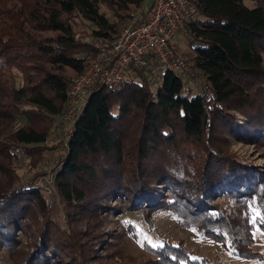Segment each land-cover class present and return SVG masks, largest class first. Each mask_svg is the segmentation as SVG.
I'll return each instance as SVG.
<instances>
[{
  "label": "trees",
  "instance_id": "trees-1",
  "mask_svg": "<svg viewBox=\"0 0 264 264\" xmlns=\"http://www.w3.org/2000/svg\"><path fill=\"white\" fill-rule=\"evenodd\" d=\"M8 1L0 0V264H95L97 253L103 264L198 263L183 241L143 242L138 251L121 232L105 231L122 209L170 212L225 250L259 258L253 228L264 231V0H250L253 7L194 0L199 14L184 28L209 93L193 95L183 74L166 70L152 82L155 62L114 91L91 92L55 175L69 233L38 190L16 184L14 152L21 145L41 160L70 84L53 68L80 72L93 55L70 17L93 24L94 37H112L119 26L99 6L119 13L141 0H16L14 8ZM20 117L26 123L13 128ZM233 141L252 145L262 166L243 161Z\"/></svg>",
  "mask_w": 264,
  "mask_h": 264
},
{
  "label": "rangeland",
  "instance_id": "rangeland-1",
  "mask_svg": "<svg viewBox=\"0 0 264 264\" xmlns=\"http://www.w3.org/2000/svg\"><path fill=\"white\" fill-rule=\"evenodd\" d=\"M244 3L249 7H253L255 5V3L250 0H244ZM7 5L10 8H14L16 6L19 7L16 0H9ZM99 10L105 14L109 22H114L119 27L123 24L125 16L124 11L113 13V11L105 5H100ZM70 22L75 35L78 38L88 43L92 40L94 37L92 35V30L95 29L93 24L75 16L70 17ZM31 33L37 38L53 37L57 35V32L55 31H31ZM189 36V33L183 26L174 38L178 41V46L181 48L180 50L183 49L182 51L188 59L189 70L183 73L184 84L186 88L191 89V93L193 95L209 93L204 75L192 67V53L190 51H184L186 47L191 49L188 43L190 39ZM261 56L264 63V51H262ZM47 66L49 68H53L52 65L48 64ZM67 68L63 67L61 69H53L63 74L66 79L71 80L74 75L70 76L68 73L69 69ZM163 70L162 66L156 65V67L151 70L152 77L148 76V79L152 82L154 80L159 81L160 73ZM15 76L16 85H19L20 77L17 74ZM152 87L154 88V86ZM58 119L59 121L61 120L60 116ZM25 123V118L20 117L15 123H12V126L13 128H18ZM60 126L61 125L59 124L58 128L56 127L51 131L50 135L47 137L49 141L60 137ZM3 137L5 138L6 134H4ZM62 143L63 140L51 146L43 144L42 146L46 149L41 155V160H37L35 162L31 160L30 156H27L21 151L20 148L22 146L20 145L14 152L15 156L12 159L11 168L18 180L16 181V184H19V186L23 189L34 188L38 190L50 202L53 215L58 221L59 226L65 230L66 233H69L68 218L64 213V206L55 183V175L60 169L59 163L60 161L63 162L64 159L60 160L59 158L63 148ZM232 149L243 161L252 162L255 165L262 166L263 163L260 158L261 156L252 145H244L233 141ZM38 178L42 181L39 186H34L33 183ZM110 204L115 205L113 199L110 200ZM108 220L109 221L103 226L104 230L112 233L121 232L123 236L131 242V246L138 251L142 250L143 242L157 245L161 244L163 241H183L185 245L192 250V259L198 261V263L195 264H264V231L256 225H254L253 228V248L260 254V257L245 259L228 250H225L214 240L202 236L196 229L182 227L180 225V221L170 212H153L147 217L141 210L122 209V213H114L112 216H109ZM129 226L134 228L136 238L130 235L128 230ZM96 248L98 251L100 250L98 246ZM96 258L95 264H103L101 262V258L98 257V253L96 254Z\"/></svg>",
  "mask_w": 264,
  "mask_h": 264
},
{
  "label": "built area",
  "instance_id": "built-area-1",
  "mask_svg": "<svg viewBox=\"0 0 264 264\" xmlns=\"http://www.w3.org/2000/svg\"><path fill=\"white\" fill-rule=\"evenodd\" d=\"M124 13V22L112 37H93L89 42L93 55L70 80L60 116V137L43 142L51 146L63 140L60 160L68 152L74 124L91 92L101 88L114 91L124 79L151 62L171 74L189 70L187 56L174 38L184 24L199 14L194 0H141L138 5H129ZM41 181L38 178L33 185L39 186Z\"/></svg>",
  "mask_w": 264,
  "mask_h": 264
},
{
  "label": "crops",
  "instance_id": "crops-1",
  "mask_svg": "<svg viewBox=\"0 0 264 264\" xmlns=\"http://www.w3.org/2000/svg\"><path fill=\"white\" fill-rule=\"evenodd\" d=\"M176 35H177V34H176ZM175 41H176L177 45H179L178 41H177V40H175ZM178 47H179V46H178ZM180 49H181V48H180ZM182 50H183V49H182ZM184 51H185V52L190 51V52L192 53V57H194V55H195V54H194V51H193L192 49L188 48V47H186ZM64 68H67V67H64ZM67 69H69V70H68V73H69L70 76L75 75L76 72H75L73 69H71V68H69V67H68Z\"/></svg>",
  "mask_w": 264,
  "mask_h": 264
}]
</instances>
